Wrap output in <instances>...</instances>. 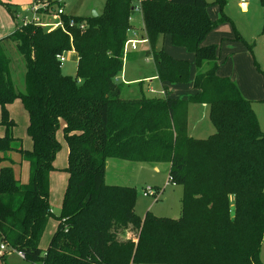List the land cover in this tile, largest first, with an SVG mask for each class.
I'll return each mask as SVG.
<instances>
[{"label": "trees", "instance_id": "obj_1", "mask_svg": "<svg viewBox=\"0 0 264 264\" xmlns=\"http://www.w3.org/2000/svg\"><path fill=\"white\" fill-rule=\"evenodd\" d=\"M51 1L53 9L62 7ZM137 2L106 0L97 18L62 16L63 28L29 23L0 40V125L5 129L0 239L41 264H263L264 132L252 101L219 75L218 46L205 45L218 27L208 15L209 4L142 1L150 46L143 52L151 53L167 94H151L144 80L137 83L139 96L123 98L129 86L120 77ZM161 37L195 56L194 93L188 98L172 97L171 89L189 81L190 62L158 49ZM70 52L78 57L76 77L65 75L58 59ZM14 53L24 64L21 89L14 82ZM17 100L29 118L32 150L14 136L17 123L9 106ZM191 103L210 108L211 137L189 135ZM59 130L69 148L68 186L57 231L43 250L41 240L53 216L50 189L62 148ZM110 159L170 164L169 177L184 187L182 216L148 213L141 219L134 211L136 188L106 184ZM24 162L30 165L27 183L21 180ZM130 226L137 236L120 240Z\"/></svg>", "mask_w": 264, "mask_h": 264}, {"label": "rangeland", "instance_id": "obj_2", "mask_svg": "<svg viewBox=\"0 0 264 264\" xmlns=\"http://www.w3.org/2000/svg\"><path fill=\"white\" fill-rule=\"evenodd\" d=\"M16 1L20 0H0V40L13 34L17 28L24 25L25 19L32 20L35 15L33 8L35 6L34 0H31L30 4L27 5ZM206 1L209 4L207 12L210 19L218 23V27L208 34L206 46H218L220 53L219 75L234 81L238 85L242 95L252 101L261 130L264 132V0H247V8L245 10L241 7V0ZM61 3L64 14H58L57 10L59 7L55 8V12L46 11V13H41L39 16L42 23L56 25L61 22L62 16L66 18L76 16L90 18L93 11L97 14L103 11L106 0H63ZM131 18L133 23V26L131 25L132 32L136 34V36H132V39L145 38V31L142 28V15L135 13ZM159 46L171 56L190 62L191 73L189 81L186 84L178 85L171 89L172 97L188 98L194 93L192 86L194 74L196 73L195 56L184 48L173 46L168 37L158 42L157 48L161 49ZM145 49L150 50L149 43L138 44L136 49L131 47L128 52L129 58H126L124 78L121 81L132 87L125 89L123 98H135L139 96L140 88L137 83L144 81L146 77L156 74L151 53L150 55L144 54L143 51ZM12 56L14 59V82L17 88L21 89L23 85L22 74L24 64L18 54L14 53ZM134 56H138V58L133 59ZM76 69L75 58L73 54H69L62 63V71L65 75L76 77ZM158 83L147 80L144 88L147 89L148 85L152 84L149 87H153L154 90L159 92L161 89H159ZM17 101L15 105L13 104L15 107L17 106ZM16 114L14 120L17 123L15 129L18 137L23 140L24 145L26 144L29 146V149H32L33 142L26 132L27 117L23 116L20 111ZM188 122L189 132L191 131L197 139H207L215 133V127L211 121L210 108L208 106L191 103L189 105ZM4 135L5 129L0 125V136ZM57 136L62 148L57 155L56 164L58 166H56L61 169H58V171L51 175L50 205L53 216L50 218L41 240L40 246L45 249L48 248L53 235L57 231L58 217L62 213L64 194L68 186V174L64 171L67 165V143L63 139L62 130L58 131ZM124 164H126V167ZM25 167L27 168L26 172ZM22 168L21 176L25 174L26 179L29 180V164L24 163ZM169 171L170 164L168 163H134L112 159L106 170L105 182L108 185L136 188L137 197L134 211L141 219H144L148 213H152L160 218L179 219L182 216L184 187L168 183ZM120 176L123 177L120 178ZM146 186L158 188L162 190V194L158 199L155 196L144 197L143 190ZM136 236V230L130 226L124 233L120 234L119 239L127 241ZM2 245L3 243L0 239V264H41L21 258L18 254L19 252L11 246L6 245V250H2ZM260 259L264 264V240Z\"/></svg>", "mask_w": 264, "mask_h": 264}, {"label": "built area", "instance_id": "obj_3", "mask_svg": "<svg viewBox=\"0 0 264 264\" xmlns=\"http://www.w3.org/2000/svg\"><path fill=\"white\" fill-rule=\"evenodd\" d=\"M142 1L143 0H138L137 3L134 4L133 7V12L134 13H140L142 14ZM59 3L63 2V0H58ZM35 6L34 11H35V15L32 18V20H28L25 19L24 25H27L29 23H36L37 25H41L43 27H52V28H63L62 22L53 25V24H44L41 21V18L39 16V14H41V10L43 9L46 13V11H52L55 12L56 10L52 8V1L51 0H34ZM62 4V3H61ZM241 7L245 10L247 8V0H241ZM59 15H63L64 14V10L62 7H59L57 10ZM133 13V14H134ZM130 40L126 43L125 46V50L126 52H129L130 48L133 47V49H136L138 44H146L148 43V40L146 38H141V39H132V35L136 36V34L134 32H132V30H130ZM132 34V35H131ZM134 51V50H133ZM66 55L65 54H61L58 56V59L61 61V63H63V61L65 60ZM149 92L151 94H154L158 97H165L166 96V91L164 89H161L159 92H157L156 90H154L153 88H149ZM168 183H173V179L171 177H169V182ZM144 193V197H150V196H155V198H158V194H159V190L158 188H154L153 186H147L144 188L143 190ZM6 245H2L1 249L2 250H6ZM19 256L21 258L25 259V256L23 253H18Z\"/></svg>", "mask_w": 264, "mask_h": 264}, {"label": "crops", "instance_id": "obj_4", "mask_svg": "<svg viewBox=\"0 0 264 264\" xmlns=\"http://www.w3.org/2000/svg\"><path fill=\"white\" fill-rule=\"evenodd\" d=\"M16 2H18V3H20V4H30V2H31V0H24L23 2H22V0H20V1H16ZM15 2V3H16ZM6 3V2H5ZM11 4V3H10ZM19 4V5H20ZM135 14V13H134ZM133 14V15H134ZM132 15V16H133ZM142 15V14H141ZM143 21V20H142ZM130 23H131V25L133 26V23H132V18H131V20H130ZM51 24V23H50ZM143 28V27H142ZM131 30H132V28H131ZM136 32V31H135ZM137 33V32H136ZM132 35V34H131ZM133 36V35H132ZM165 38H167V37H161L160 38V40L161 39H165ZM169 38V37H168ZM170 39V38H169ZM159 40V41H160ZM160 45V44H159ZM205 45H206V41H205ZM160 47V46H159ZM161 48V47H160ZM69 54L71 55V54H73V56H74V58H75V61H76V64L78 63V57H77V55L74 53V52H70V53H67V56H69ZM135 57V56H134ZM133 57V59H135ZM195 75H196V73L194 74V78H195ZM123 78H124V72H123V74H122V76L120 77V80L122 79L123 80ZM150 79H153V80H150ZM144 80V79H143ZM147 80H149V82H153V83H156V82H159L158 84H159V86H160V88L159 89H164L163 87V85L161 84V82L157 79V77L155 76V74L153 75V76H151V77H146L145 78V81H147ZM134 82V81H133ZM136 82V81H135ZM152 86V84H150V87ZM132 86H129V89L131 88ZM153 88V87H152ZM165 90V89H164ZM16 103V102H15ZM15 103H14V105H15ZM13 104L12 105H10L9 106V111H10V114H11V117L14 119V117H16V113H18V111H20L22 114H23V116L25 115L26 117H27V127H28V125H29V118H28V115H27V113L24 111V109H23V106H22V103L18 100L17 101V106L15 107ZM204 106H206L207 107V105H204ZM15 107V108H14ZM189 131V130H188ZM26 132H27V128H26ZM62 135H63V133H62ZM189 135L191 136V137H194L195 138V136L192 134V132L190 131L189 132ZM14 136L15 137H17V138H20V137H18V134H17V131H16V129H14ZM20 136V135H19ZM58 137V136H57ZM31 139V138H30ZM63 139H64V136H63ZM58 140H59V137H58ZM66 153H67V165H66V167L68 166V154H69V148H68V145L66 144ZM24 148L25 149H27V150H32V149H29V146H27L26 144L24 145ZM112 159H110V160H108L107 161V165H106V170L108 169V167H109V165H110V161H111ZM24 163H27V164H29L28 162H24ZM23 163V164H24ZM58 166V164H56V161H55V167L57 168V169H61L60 167H57ZM124 166L126 167V164H124ZM23 167V166H22ZM65 167V168H66ZM23 169V168H22ZM64 169V168H63ZM27 171V168L25 167V172ZM29 174H30V165H29ZM106 175H107V173H106ZM117 177V176H116ZM123 176H120V178H122ZM27 177H26V175L25 174H22V176H21V180H22V182L23 183H27L29 180L28 179H26ZM147 187V186H146ZM159 190V194H158V196H160L161 194H162V190H160V189H158ZM159 198V197H158ZM157 198V199H158ZM42 248V247H41ZM43 250H46L45 248H42Z\"/></svg>", "mask_w": 264, "mask_h": 264}, {"label": "water", "instance_id": "obj_5", "mask_svg": "<svg viewBox=\"0 0 264 264\" xmlns=\"http://www.w3.org/2000/svg\"><path fill=\"white\" fill-rule=\"evenodd\" d=\"M91 17L92 18H97L98 14L95 11H93ZM65 55L67 56V53H65ZM230 214H231L232 218H234L236 216V206H232L231 207V213Z\"/></svg>", "mask_w": 264, "mask_h": 264}]
</instances>
